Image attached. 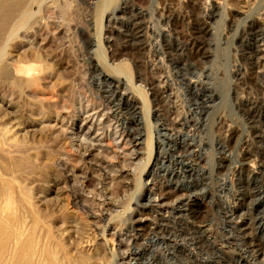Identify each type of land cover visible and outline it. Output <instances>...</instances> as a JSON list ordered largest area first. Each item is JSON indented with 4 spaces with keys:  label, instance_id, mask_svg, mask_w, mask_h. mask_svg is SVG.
I'll use <instances>...</instances> for the list:
<instances>
[{
    "label": "rangeland",
    "instance_id": "rangeland-1",
    "mask_svg": "<svg viewBox=\"0 0 264 264\" xmlns=\"http://www.w3.org/2000/svg\"><path fill=\"white\" fill-rule=\"evenodd\" d=\"M33 10L0 131L57 264H264V0Z\"/></svg>",
    "mask_w": 264,
    "mask_h": 264
},
{
    "label": "bare ground",
    "instance_id": "bare-ground-1",
    "mask_svg": "<svg viewBox=\"0 0 264 264\" xmlns=\"http://www.w3.org/2000/svg\"><path fill=\"white\" fill-rule=\"evenodd\" d=\"M49 1L55 0H0L1 78L11 74L6 61L8 43L15 40L19 32L38 18L33 8L43 7ZM154 93L155 96L160 95L156 88ZM8 133L5 130L0 131V264H57L56 255L50 245L42 243L41 219L36 207L27 205L25 194L20 191L18 177L24 168L21 150L9 151L3 148L6 143L10 145ZM244 146L247 147L248 142H244ZM11 191L20 193L13 197ZM171 198L172 195L167 194L158 201L161 205H166ZM181 201L179 199L180 203Z\"/></svg>",
    "mask_w": 264,
    "mask_h": 264
}]
</instances>
